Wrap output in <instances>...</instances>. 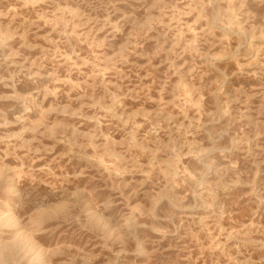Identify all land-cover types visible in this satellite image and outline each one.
<instances>
[{
    "label": "rangeland",
    "instance_id": "rangeland-1",
    "mask_svg": "<svg viewBox=\"0 0 264 264\" xmlns=\"http://www.w3.org/2000/svg\"><path fill=\"white\" fill-rule=\"evenodd\" d=\"M0 264H264V0H0Z\"/></svg>",
    "mask_w": 264,
    "mask_h": 264
}]
</instances>
